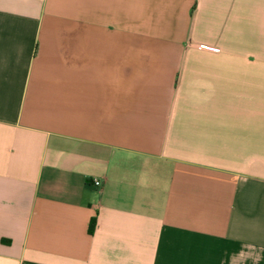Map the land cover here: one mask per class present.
Returning a JSON list of instances; mask_svg holds the SVG:
<instances>
[{"label": "crops", "instance_id": "1", "mask_svg": "<svg viewBox=\"0 0 264 264\" xmlns=\"http://www.w3.org/2000/svg\"><path fill=\"white\" fill-rule=\"evenodd\" d=\"M0 264H264V0H0Z\"/></svg>", "mask_w": 264, "mask_h": 264}, {"label": "trees", "instance_id": "2", "mask_svg": "<svg viewBox=\"0 0 264 264\" xmlns=\"http://www.w3.org/2000/svg\"><path fill=\"white\" fill-rule=\"evenodd\" d=\"M95 225H96V220L94 219L91 223V227H90V232L93 234L94 229H95Z\"/></svg>", "mask_w": 264, "mask_h": 264}, {"label": "built area", "instance_id": "3", "mask_svg": "<svg viewBox=\"0 0 264 264\" xmlns=\"http://www.w3.org/2000/svg\"><path fill=\"white\" fill-rule=\"evenodd\" d=\"M95 185H96V186H101V185H102V182H101L100 180H96V181H95Z\"/></svg>", "mask_w": 264, "mask_h": 264}]
</instances>
